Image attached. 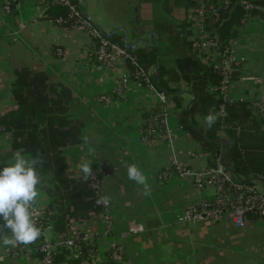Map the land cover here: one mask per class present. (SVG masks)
I'll list each match as a JSON object with an SVG mask.
<instances>
[{
  "label": "crops",
  "instance_id": "crops-1",
  "mask_svg": "<svg viewBox=\"0 0 264 264\" xmlns=\"http://www.w3.org/2000/svg\"><path fill=\"white\" fill-rule=\"evenodd\" d=\"M40 1L0 0V122L18 110L14 92L18 75H21L20 83L28 84L30 91L41 92L46 109H54L65 119L66 125H60V132L67 135L68 122L76 130L80 141L59 149L68 178H82L79 164L85 159L92 170L105 171L99 197L110 198L109 225L94 211L86 218L70 219L71 230L96 235L95 262L105 264L108 252L119 246L123 255L116 264H264V218L248 220L240 228L231 224L228 214L209 225L177 223L182 210L213 194L210 187L198 191L186 176L173 174L164 180L159 177L173 165L193 171H204L208 167L199 141L190 135L182 121V111L188 114L194 100L189 85L183 81L170 83L181 103V108H176L172 96L166 97L154 88L132 81L130 63L116 60L112 66H105L95 61L94 40L89 31L57 25ZM79 1L93 26L102 33L116 32L121 37L127 32L130 45L140 39L147 40L151 33L152 45L139 43L135 48L146 50L156 42L159 44V36L152 33L154 22L171 17L174 21L184 19L188 24L192 8L180 5L173 10L169 2L146 0L138 5V0H132V8L137 4L138 13L142 9L145 20L142 25L139 19L143 35L138 34L133 39L130 36L135 22L128 0H89L93 14L88 12L87 0ZM6 4L8 11L4 9ZM163 12H168V16ZM232 19L229 33H235L231 39L234 40L233 58L235 63H240V71L228 82L226 94L230 101L250 106L252 118L259 123L260 131H264V107L258 108L259 103L264 106V21L258 13H253L243 24L240 13ZM217 22L218 27L213 26L215 21L210 23L213 32H217L225 20L220 18ZM164 63L169 68L172 66L167 59ZM152 71L153 68H149V72ZM122 80L127 81V88L121 98L109 103L98 101L99 96L110 94ZM163 102L168 137H154L144 143L140 131L144 117ZM207 115L197 109L188 119L195 129L204 131L208 128ZM218 135L221 142L217 168L222 167L221 157L226 154L227 158L229 148L227 135L223 132ZM15 151L10 133L0 124V167L10 162ZM130 164H136L147 177L149 195H143V186L127 178L126 166ZM256 186L264 191L261 184ZM38 190L40 197L32 212L47 221L54 214L47 210L56 197H50L41 187ZM139 227L141 232H133ZM41 237L57 239L51 221H47ZM32 245L0 246V255L6 256L4 264H44L38 257L18 254ZM9 250L16 253L9 254Z\"/></svg>",
  "mask_w": 264,
  "mask_h": 264
},
{
  "label": "trees",
  "instance_id": "trees-1",
  "mask_svg": "<svg viewBox=\"0 0 264 264\" xmlns=\"http://www.w3.org/2000/svg\"><path fill=\"white\" fill-rule=\"evenodd\" d=\"M46 1L48 5L52 4V0ZM152 1L169 2L171 7L172 5H182L186 9L195 5L193 0ZM144 2L146 0H138V5ZM47 13L54 21L58 17H66L68 11L66 8L54 4L49 7ZM238 13H240L241 19L242 12L238 6L222 13L221 18L225 22L218 28L217 32L211 30V25L208 26L212 31L210 32L211 35L217 36L216 38L222 45H227V42L234 37L235 33L229 32L232 26V18L236 17ZM170 18L153 23L152 33L159 36V44L154 42L155 44L150 46V50L134 49L131 51L126 48L127 52L136 59L137 64L145 72L148 82L134 78V68L131 69V80L140 83L143 87L148 88V85H151L152 88L163 93L166 97L172 96L176 108H181V103L176 96L177 90L172 89L170 83L186 82L190 87V92L194 95V100L188 114L182 111V121L188 128L190 135L199 141L202 153L208 161L207 168L215 170L218 167V148L221 142L218 133L223 132L227 135L226 142L229 145L226 165L231 172H227L230 173L232 179L235 182L249 185L257 181L264 187V131H260L259 123L252 118L251 107L223 99L220 90L222 82L220 74L214 70L212 64L201 62L198 54L193 52L191 48L189 23L187 24L184 19L174 21ZM217 24L218 22L214 23L213 26L218 27ZM138 36L134 23V32L131 33L130 37L134 39ZM105 38L109 42L125 48L123 44L124 33L120 37L115 32L113 36ZM165 58L172 63L170 68L165 65ZM149 68H153V71L149 72ZM233 68L235 72H232L229 81L237 77L240 71V63H234ZM20 81L21 75H18L14 92L19 106L18 110L5 116L0 124L4 126V130L10 133L13 149L22 150L29 156H35L37 153L41 155L42 163L36 166L41 179V184L38 187L46 189L50 197H56L47 210V213L54 211V214L47 221H51L53 231L58 236L57 239L64 241L71 232L70 219L86 218L90 212L98 213L101 211V205L95 203L99 197L90 188L89 181L83 179V176L81 179L72 180L66 174L67 166L61 160L59 149L66 144H74L80 141L71 122L67 123V126H70L67 135L60 132V125H66L65 119L60 117L54 109H46V100L41 96V92L30 91L27 89L28 84L22 85ZM163 106L160 104L145 115L141 132L152 124L155 117L156 120H161L158 115ZM221 106H224L222 112ZM197 109L203 114L211 112L218 117L216 122L204 131L195 129L193 123L188 119V117L191 119ZM153 138L150 136V139ZM92 173L101 181L105 171L94 168ZM44 219L39 217L38 226L42 230L47 223ZM256 219L261 218L253 214H248L246 217V221ZM74 231L79 232L78 230ZM42 239L41 237L37 242ZM82 249L86 252L88 246L82 244ZM8 253L13 255L16 250H9ZM52 261L53 264H79V260L72 259L70 253L62 248L57 249ZM87 264L92 263L88 260ZM105 264L116 263L106 260Z\"/></svg>",
  "mask_w": 264,
  "mask_h": 264
},
{
  "label": "built area",
  "instance_id": "built-area-1",
  "mask_svg": "<svg viewBox=\"0 0 264 264\" xmlns=\"http://www.w3.org/2000/svg\"><path fill=\"white\" fill-rule=\"evenodd\" d=\"M194 6L189 10V31L191 32L190 43L193 52L197 53L201 62L204 64H212L221 78V93L223 99L229 100L226 94V88L230 80V76L234 71L232 47L234 40H229L227 45L222 43L212 36V32L208 26L212 21H219L222 13L238 6L241 9V23L246 22L253 13L261 14V19L264 21V0H193ZM51 5L57 4L67 9L66 17H58L54 20L57 25L66 28H84L89 31L91 38L94 40L93 57L99 64L112 66L116 60H123L130 63L134 68L133 77L147 81L145 72L137 64L136 59L130 55L126 48L109 42L105 35L96 29L89 16L84 10V7L79 0H52ZM40 4L48 11L51 5H48L46 0H41ZM4 9L8 11L9 5L6 4ZM141 85L140 83H137ZM127 88V81L122 80L116 88L110 93L98 97V101L109 103L113 99L121 98ZM148 88L152 89L151 85ZM164 105V102L162 103ZM264 106L259 103L258 108ZM221 112L224 106L220 107ZM166 105L161 108L159 117L161 120H156L150 124L146 130L141 132V140L144 143L151 141L150 136L158 138H167L168 131L165 125ZM161 128V129H160ZM163 130V133H161ZM173 174L186 176L191 178L195 188L198 191H204L210 187L213 189V194L209 198L200 200L195 206L184 209L177 217V223L188 225H209L221 221L225 215H229L231 224L240 228L246 222L248 214L257 215L261 219L264 218V192L260 191L258 186L235 182L230 173L219 167L217 169H206L204 171H193L183 168L179 165H173L171 168L159 174L161 179L170 177ZM90 188L98 195L100 189V181L92 173L88 179ZM257 182V181H255ZM261 184L257 182V184ZM262 185V184H261ZM33 216L39 223L38 214L33 212ZM97 216L106 221L107 226L110 223L109 205H101V211ZM71 229V228H70ZM142 228H137L133 232H141ZM96 236V235H95ZM95 236H87L80 232L71 230L68 238L64 241L59 239L49 240L43 238L40 242L31 247L18 252L25 253L29 257H38L44 264H53L52 257L57 253L58 248L67 250L74 260H79V264H87L90 260L92 264L95 262L97 252L95 245ZM82 244L88 246L86 252L82 249ZM123 255L121 247L111 249L107 254V260L111 262H120Z\"/></svg>",
  "mask_w": 264,
  "mask_h": 264
},
{
  "label": "clouds",
  "instance_id": "clouds-1",
  "mask_svg": "<svg viewBox=\"0 0 264 264\" xmlns=\"http://www.w3.org/2000/svg\"><path fill=\"white\" fill-rule=\"evenodd\" d=\"M217 115L209 113L205 117V123L211 127L217 120ZM93 150L90 149L91 154ZM42 163L39 153L35 156H26L22 150L12 153L10 162L0 167V246L28 247L34 244L42 236V229L37 225L33 216V205L40 197L38 186L41 184L37 172V165ZM79 170L83 179L87 181L92 175V167L88 160H82ZM127 178L137 185L143 186V195L150 194L147 185V177L136 164L126 166ZM110 198L100 196L95 203L108 205ZM4 229L8 232L5 233ZM5 255H0V264H4Z\"/></svg>",
  "mask_w": 264,
  "mask_h": 264
},
{
  "label": "water",
  "instance_id": "water-1",
  "mask_svg": "<svg viewBox=\"0 0 264 264\" xmlns=\"http://www.w3.org/2000/svg\"><path fill=\"white\" fill-rule=\"evenodd\" d=\"M133 12H134V22H135V24L137 26L138 34L140 36H142L144 32H143V29H142V27L140 25V20H139V16H138V6L135 3L133 5ZM114 33L115 32H112V33H109V34H107V33H103V34L105 35V37L109 38V37L113 36ZM124 34H125V38L123 40V44H124L125 48H127L128 50H131V51L134 50L139 43H143L144 45H148V44L151 45L152 44L151 33H149V35L147 36V40H143V39L137 40L133 45H130V44L127 43V38H128L127 32H124ZM221 166L226 171L231 172V170L226 165V154H224L221 157Z\"/></svg>",
  "mask_w": 264,
  "mask_h": 264
},
{
  "label": "rangeland",
  "instance_id": "rangeland-1",
  "mask_svg": "<svg viewBox=\"0 0 264 264\" xmlns=\"http://www.w3.org/2000/svg\"><path fill=\"white\" fill-rule=\"evenodd\" d=\"M131 2H132V0H128V3H129V11L132 13V15H133V22H134V14H133V8H132V6H131ZM87 3H88V5H87V7H88V12L90 13V14H93V9H92V5H91V3L89 2V0H87ZM120 3V2H119ZM177 6L176 5H174L173 6V10L176 8ZM164 14V16H168V12H163ZM138 15H139V19L141 20V22H142V25H144V18H143V16H142V9H140L139 10V13H138ZM160 17V15L158 14V18ZM107 34H109V33H107ZM147 36V35H146ZM253 185H256L257 184V182H254V183H252ZM258 188L260 189V191H262V188L260 187V186H258ZM262 192H264V191H262Z\"/></svg>",
  "mask_w": 264,
  "mask_h": 264
}]
</instances>
